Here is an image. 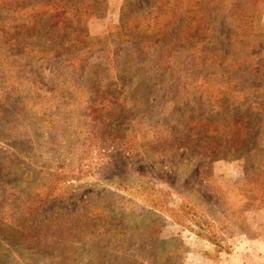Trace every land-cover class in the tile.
Returning a JSON list of instances; mask_svg holds the SVG:
<instances>
[{
    "label": "rangeland",
    "instance_id": "1",
    "mask_svg": "<svg viewBox=\"0 0 264 264\" xmlns=\"http://www.w3.org/2000/svg\"><path fill=\"white\" fill-rule=\"evenodd\" d=\"M101 1L78 69L61 53L0 62V264H264V205L245 187L264 163V0H213L218 23L182 30L184 0L160 38L169 1ZM123 20L135 41L117 38ZM206 121L215 161L189 132Z\"/></svg>",
    "mask_w": 264,
    "mask_h": 264
},
{
    "label": "trees",
    "instance_id": "2",
    "mask_svg": "<svg viewBox=\"0 0 264 264\" xmlns=\"http://www.w3.org/2000/svg\"><path fill=\"white\" fill-rule=\"evenodd\" d=\"M167 1H169L167 5L171 8L173 17L166 23L163 31L160 33L154 32L156 38H160L161 35L168 31L170 26H174L176 22H179L180 14L185 7L187 8L184 0ZM193 1L194 6L188 10L189 16L187 17L188 14L186 13L180 25L182 30L188 27L192 20H195L194 23L201 27L205 24L210 26L219 22H213L211 19H209L211 21H208L209 17L207 18L205 17L207 15H203L207 8L212 7L211 2L213 0H210V2H207V0ZM256 1L258 0H254V5H256ZM104 5L105 3L101 0H0V62L7 60L6 52L12 58L20 57L26 53L30 55L32 53L40 55L61 53L64 54L67 67L74 70L78 69L81 64H84L89 59L94 45L97 44L94 42L95 39L88 33V20L90 17L103 14V10L98 8ZM254 18L258 17L252 15L249 18V23H252ZM116 30L117 38L120 40L125 37L126 41L133 42L137 39L128 33L125 20L122 21ZM98 93L99 91L96 94ZM115 96L116 94L104 96L99 94L95 104L96 112L107 110L113 112L112 106L117 103L114 100ZM193 126L189 132L193 133V138H196L197 144L208 146L200 151L204 153L209 161L220 159L216 155L219 147L217 135L220 133L217 124L206 121ZM236 128L237 122L231 124L229 129L223 133L227 136L226 143L228 146L237 144L236 141L240 131H238L239 129L235 130ZM257 135L260 136L259 133ZM190 148V146L187 147V149ZM197 148L199 150V147ZM245 187L257 191L262 200L261 203L264 205V163L259 168L252 166L250 170L246 169ZM30 201L31 199L26 202L22 200L19 204L14 203V213L24 215V219L36 215L39 208H33L35 204L30 203ZM18 229H21L22 232L25 229V224L19 225ZM59 229L62 228L59 227ZM85 233L86 236H92L93 232ZM98 235L96 233V236ZM35 243L40 244L39 241Z\"/></svg>",
    "mask_w": 264,
    "mask_h": 264
}]
</instances>
